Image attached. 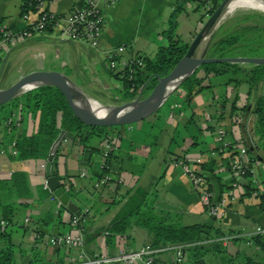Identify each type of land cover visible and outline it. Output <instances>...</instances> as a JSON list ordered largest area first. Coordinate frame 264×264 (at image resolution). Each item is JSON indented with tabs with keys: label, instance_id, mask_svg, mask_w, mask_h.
Segmentation results:
<instances>
[{
	"label": "crops",
	"instance_id": "crops-1",
	"mask_svg": "<svg viewBox=\"0 0 264 264\" xmlns=\"http://www.w3.org/2000/svg\"><path fill=\"white\" fill-rule=\"evenodd\" d=\"M23 1L0 0V27L11 32H18L36 18L34 10L29 11L27 19L23 18L21 15ZM80 1L82 0H53L46 3L44 9H47L54 16H67ZM174 2L175 0H114L102 5L101 33L96 49L85 42L70 40L65 33L48 29L8 45L3 50L7 49L8 51L11 50V53H16L21 59L20 61L30 60L31 65L28 66V72L34 70L61 71L87 94L95 92V87H104L116 99L117 96L113 92V88L117 86V81L108 75L105 61L106 53L120 45L124 46V49L115 55L117 70L123 68L124 63L130 58H136V56L151 57L159 43V46L166 44V38L162 31L167 28L166 23H168V16L173 10ZM187 3L188 1H185L184 4ZM249 10L264 15L262 11ZM201 19L199 16L193 30L189 33L188 42L200 27ZM7 61H9L8 56ZM263 90L264 82L252 87L246 91V99L239 106L245 103L250 106L255 97L264 96ZM179 95L177 94V97ZM92 97L97 99L96 95ZM216 106L210 98H204L199 104H194L189 112H182V114H187L183 115L184 121L182 123L184 125L181 126L176 118L181 113V106L176 100L167 101L164 122L159 120V116L154 117L153 120L154 123L160 125L164 139L159 143L155 141L153 147L143 146L141 142L143 133L151 125L150 121L139 124L138 131H134L131 125L124 127L117 137L114 136L110 140L113 147L106 172L110 175L111 180L98 188L94 187L96 178L93 177V174L99 169V152L92 151L90 148H88V152H85L77 143L72 142V139L65 137V140L60 142L62 149L55 159V164L51 165V171L56 172L57 176L60 177L58 181L63 183L65 188L72 189L74 194L72 201L78 207L83 218L77 226H73L71 218L74 213L72 214L64 207L59 213V219L57 217L49 224L41 222L48 229V233H43L44 236L39 237L35 232L37 225H34L32 219H29L28 224H26L24 220L28 217H21L22 228L15 227L11 230L12 241L17 245L16 260L18 264L29 262L33 255H37L41 259V264L43 262H55L61 256L64 264L79 260L80 247L62 246L57 248L45 243L46 238L52 235L53 227H57L59 234L66 232L81 233L84 239L82 249L88 256L112 255L124 247L138 249L147 245V233L138 226H133L124 233L114 234L108 241L106 234L100 231V228L117 215L125 201L127 192L135 187H144L151 191L155 196V210L167 213L170 218L183 225L199 223L217 226L223 232L221 235L247 233L263 226L264 205H259L258 200L250 195H242V187H233L232 173L223 169L221 165L217 171L222 182L229 186V189L224 192L223 206H221V210L215 219L204 211L198 192L192 187L187 176L180 169L170 166V160L174 157H182L189 162L198 157L202 160L209 157L210 153L221 143L215 135V130L218 128L224 131L223 141L227 144H233L236 147L235 150L244 146L241 129L247 119L251 120V114L248 112L249 107L244 113L237 111L229 116V108L225 104L223 114L220 116ZM194 112L203 117L204 123L192 130L187 125L193 126ZM204 129L209 131L210 136L203 132ZM179 130H182V135L178 138L176 135ZM175 137L176 140H174ZM199 137H203L202 142ZM192 138L196 142L200 141V145L197 146L196 143L193 145ZM92 142L95 143L96 141L92 140ZM170 145L172 146L171 150H169ZM155 146L162 148L156 164L157 167L163 168L162 173L157 176L151 174L142 178V170L148 166L151 160L153 151L150 148H155ZM100 147L102 150L103 145ZM258 154L261 157L264 152L258 151ZM80 155H83L82 160L79 159ZM224 156L226 155L219 157ZM256 161L260 163L246 162V167L249 164V168H247L250 170V181L254 185L255 191L257 194H264V158ZM45 163L46 161L42 160L11 159L0 151V176L7 177L11 172L18 170L24 171L27 175L32 194L30 214L33 218L43 215L52 204H55L53 210L56 213L61 207L59 201L53 199L54 196L49 188L45 187V167H42V164L45 165ZM134 164H139L137 166L140 168L133 167ZM253 164H255L256 171L252 172ZM83 173L84 175H82ZM243 181L244 179H239L240 184ZM190 218H196V221L187 222ZM245 242V239L242 238L221 244V246L230 256H235L241 252L249 255L247 253L249 250L252 253L260 252L255 246ZM3 245L4 242L0 240V248ZM207 257L216 258L212 254H206L204 261L207 264H210ZM184 260L183 254L182 260L176 262L170 251L159 252L154 256V261L158 264H183Z\"/></svg>",
	"mask_w": 264,
	"mask_h": 264
},
{
	"label": "trees",
	"instance_id": "trees-1",
	"mask_svg": "<svg viewBox=\"0 0 264 264\" xmlns=\"http://www.w3.org/2000/svg\"><path fill=\"white\" fill-rule=\"evenodd\" d=\"M185 1L190 0H175L173 10L168 16V26L162 31L166 38V44L158 46L152 57L136 56L141 61L140 66L131 61L128 66L118 70L116 67L108 69V75L117 81V86L113 88V92L117 96L113 100L114 103L131 100L137 96L139 91L140 98L144 97L156 84L157 77L167 73L183 55L187 43L180 41L175 34V17L182 10ZM29 2L30 0L23 1L21 15L35 9V3L29 4ZM219 2L220 0H198V5L204 7L200 19L210 14ZM81 4L82 1L78 2L76 6ZM253 15L235 16L227 27L219 26L214 30L209 37L203 56L229 57L228 52L244 39L260 40L264 36V27L255 22L248 24L249 19L254 17ZM255 17L264 21V17L257 15ZM222 27L227 29L224 35L218 33ZM245 56L237 54L232 57ZM3 63L4 55L0 52V66ZM243 63L250 62L224 61L200 64L180 82L173 95L175 98L189 103L192 95L212 87L211 78L222 75H228L223 85L230 83L233 88H236L241 83H245L247 91L264 82V64L251 63L247 65ZM177 94H180V97H177ZM211 100L217 105L216 109L219 115L222 116L227 102L226 96L221 94L217 96L216 100L212 96ZM235 102L236 98L233 97L228 109L229 116L237 111L244 113L249 107L248 112L253 117L248 130H244L246 139L242 136L247 162L260 160L262 158L258 151L264 152V97L258 95L250 106L245 103L238 107ZM124 127L126 125L89 126L82 123L73 114L58 88L51 85H42L0 105V150L11 159L46 161L48 155L56 147L57 138L63 130L65 134L72 136V142L77 143L81 149L90 148L92 151H98L101 154L100 146L104 142L110 141L114 136L117 137ZM155 139L156 135H153L151 144L155 143ZM92 140L96 142L93 143ZM192 141L194 145L196 143L194 138H192ZM58 148L54 153L52 165L55 164ZM12 150H15V154H12ZM110 154L111 150L106 153L102 168L95 171L93 177L97 178L106 173L105 167H108ZM236 155L237 151L233 149L224 157H219L220 155L218 157H207L202 162L194 164V171L203 178L206 189L211 194L210 202L213 204L218 202L224 196V192L229 189V186L222 182L217 169L221 165L223 169L229 171L228 160ZM175 158L184 159L174 157L171 160ZM51 173L58 180L60 179L54 170ZM243 179L244 181L241 184L243 188L242 195L248 196L255 190L250 181V170L248 168L245 170ZM60 184L64 187L69 198L73 200L72 189L65 188V185L61 182ZM31 197L27 175L24 171H13L7 177L0 176V240L4 242L3 247L0 248V264H18L16 260L17 245L12 241L11 230L15 227L22 228L21 217L25 216L32 219L34 225L39 222L49 224L55 218L58 217L57 219H59V213L64 209V206L60 204L61 207L56 213L53 210L55 204H52L43 215L33 218L30 214L32 208ZM253 198L258 200L259 205H264V194L258 193ZM154 201L155 196L147 188L135 187L128 191L117 215L100 228V231L105 232L106 240H110L114 234L124 233L131 227L138 226L146 231L147 245L152 248L184 244L182 248L185 258L183 264H207L204 261L206 254L214 255L220 264H263L260 260L242 252L230 256L219 242L201 243L205 239L221 236L223 232L217 226L199 223L183 225L179 221L170 218L167 213L156 211ZM203 209L205 210V208ZM212 218L215 219V216ZM35 232L39 237L44 236L43 233L37 230ZM251 245L264 254V239L253 237ZM54 246L57 248L62 247L59 245ZM25 264H41V259L37 255H33L32 260ZM42 264H64V261L61 256L55 262H43Z\"/></svg>",
	"mask_w": 264,
	"mask_h": 264
},
{
	"label": "built area",
	"instance_id": "built-area-1",
	"mask_svg": "<svg viewBox=\"0 0 264 264\" xmlns=\"http://www.w3.org/2000/svg\"><path fill=\"white\" fill-rule=\"evenodd\" d=\"M50 1L53 0H30L29 4H31L32 2L35 3L34 11L36 14V18L33 21L29 22L20 31L11 32L3 27H0V52L8 45H12L20 40L40 33L47 28L55 29L59 32L65 33L70 40L82 41L87 43L94 49L97 48L102 25L101 6L108 4L114 0H82V4L79 6H75L67 16H54L45 11L44 5ZM245 8L256 9L250 6H247ZM28 13L29 12H26L22 15L24 19L28 18ZM123 49L124 46L120 45L106 53L105 61L108 69H112L115 67V55L121 52ZM131 61H134L139 66L141 65L140 59L133 57L124 63V67L128 66ZM250 118L251 120L253 119L252 115H250ZM251 120H246V123L243 125L244 130H248ZM215 135L217 139L221 141V143L217 148H215L213 152L210 153L209 157L227 155L230 151L236 148L233 144H227L223 141V129H216ZM112 147L113 146L111 145L110 141H106L103 143V149L100 154L99 168H102L106 153L110 151ZM237 149V155L229 158L228 164L230 168L229 171L234 177V181L232 184L233 187H242V185L239 183V179H243V175L247 168V157L244 146L238 147ZM0 151L3 152L2 150ZM12 154H15V150H12ZM202 161L203 160L199 157L193 159L191 162L181 158H175L170 161V166L172 168L180 169V171L187 176L192 187L198 192L200 202L203 208H205L204 211H206L209 216H216L220 212L225 198L222 197L215 204L210 202L211 194L209 191H207L206 184L203 178L194 171V164H198ZM42 167H45V165L42 164ZM105 168L107 169V167ZM82 175H84V173ZM110 180V175L107 172L103 173L95 179L94 187L98 188L106 184ZM44 184L45 187H48L46 180H44ZM256 194L257 192L254 190L250 193V196L253 197ZM53 199H56L58 201L55 196L53 197ZM81 219L82 214H74L71 218V224L73 226H77ZM24 221L26 224H28L29 219L25 218ZM253 237L264 239V225L259 226L247 233L224 234L218 237L205 239L201 243L219 242L223 245L227 242H231L232 240L244 238L246 241L245 243L251 244V239ZM45 243L51 246L59 245L68 247H80L81 252L78 255L79 260L72 261L68 264H135L138 262L143 264H158L154 261V256L159 252L165 251L172 252L174 260L176 262H180L183 258L182 248L184 247V244L166 245L157 248H152L149 245H145L138 249H130L124 247L122 250L112 255L88 256L82 249L84 239L81 233L73 234L71 232H66L61 235L58 234L56 236L50 235L46 238Z\"/></svg>",
	"mask_w": 264,
	"mask_h": 264
},
{
	"label": "water",
	"instance_id": "water-1",
	"mask_svg": "<svg viewBox=\"0 0 264 264\" xmlns=\"http://www.w3.org/2000/svg\"><path fill=\"white\" fill-rule=\"evenodd\" d=\"M232 0H220L218 5L210 14L205 17L200 27L186 46L185 52L164 75L157 77V82L153 88L142 98L140 91L137 96L131 100H126L114 105H102L93 98L86 95L75 85L69 77L61 71L56 70H34L16 80L8 87L0 88V105L5 104L16 96L42 85H51L60 90L67 101L73 114L84 124L89 126H119L127 125L140 121L150 114L156 112L174 93L182 80L189 76L197 66L210 62H250L253 64H264V57H204L206 45L209 40V34L215 27V21L219 19L226 10V7ZM30 88L26 89L27 86ZM170 86L169 89H167ZM92 102H96L103 111L102 115H97L93 109ZM242 136L246 139L244 129H241ZM64 136L72 139L70 134H65L62 130L57 138V145L48 155L45 163V176L49 190L55 196L60 204L67 210L79 214L78 207L69 198L64 187L60 184L57 177L51 173L52 159L60 142ZM85 152L89 149L85 148ZM83 159V155L79 156ZM85 163V161H84ZM249 168V164H247ZM37 231L47 234L46 229L41 222L37 224ZM51 234L58 235L57 227H53Z\"/></svg>",
	"mask_w": 264,
	"mask_h": 264
},
{
	"label": "rangeland",
	"instance_id": "rangeland-1",
	"mask_svg": "<svg viewBox=\"0 0 264 264\" xmlns=\"http://www.w3.org/2000/svg\"><path fill=\"white\" fill-rule=\"evenodd\" d=\"M203 12H204V7L200 4L198 5V0H190V1H188L187 4L183 5L182 10H180V12H178L176 14V17H175V21H176L175 34L177 35V37L179 38L180 41L186 42V43L188 42L189 33L193 30V26L195 25L196 21L198 20V17L200 16V14H203ZM242 14H254L253 15L254 17H251L249 19L248 24H253L255 22L258 25H260L261 27H264V21L255 17L256 15L264 17L263 14L261 15L259 13L253 12L249 9H238L237 8L231 14H229L227 17H225L219 23H217L214 28H212V30L210 31L209 37H210V35H212L214 30H216L219 26L227 27L229 22L235 16H240ZM206 16L207 15H205L204 18L201 19L202 22L205 20ZM167 26H168V23H166V27ZM225 27H222V29H220V31L218 32V33H220V35H224L226 33L227 29ZM247 41H249V42H247ZM159 45H160V43H159ZM10 51L11 50L8 51L7 49L1 51V53L4 55V63L2 66H0V86H4V87L10 86L16 80H18L21 76L25 75V73L27 74L28 66L31 65L30 60L20 61L21 59L18 58V55L16 53H11ZM8 53H9V55H8ZM237 54L246 55L245 57H264V36L260 40L255 39L254 41L249 40V39L248 40L244 39L243 41H241L239 43V45H236L234 48H232L228 52V55H230L229 57H232L233 55H237ZM153 55L151 54V57ZM7 56H8L9 61H7ZM243 64L248 65L251 63H243ZM227 77H228V75H222V76H216V77L211 78L210 82L213 84L212 87L192 95L189 103H186L183 100H179V99L175 98V96L173 94L168 97L166 102L171 100V99L176 100V102L181 106V113H180V115L176 116V118L178 119V122H180L179 124L181 126L184 125V123H182V121H184L183 115L187 114V113L182 114V112H184V111L189 112L192 109V107L194 106V104H199L200 101H203L204 98H210L211 99V97L213 96V98L216 100L217 96L223 94L224 96H226V99H227V102H226L227 108H229L230 101L232 100L233 97L236 98L235 104L237 106H239L241 102L243 103V101L246 99V96H247L245 94L247 91V85L245 83H241L237 88H233L232 84H230V83L227 85H223V82L225 81V79ZM4 87H0V88H4ZM262 92L264 93V90ZM84 93H86V92H84ZM86 95H89L90 97H92L93 95H96L97 99H95L93 97L92 98L96 102H98L99 104H102V105L118 104V103L113 102V100L115 98L113 97V95L110 92H107L106 88H104V87H95V92H90V94L86 93ZM101 102L108 103V104H103ZM166 102L156 112H154L153 114H150L146 118H144L140 121L131 123V124H127V125H131L133 127L134 131H138L139 130V127H138L139 124H142L145 121L151 122L150 127L142 135L141 142H142L143 146L144 145L149 146L151 144V142L153 141V135H156L155 141L156 142L158 141V143H159V141L164 139V135H163V132H161L160 125L158 123H154L153 120H154V117L159 116V120H161V122H164L163 120L166 119V111H167ZM239 120H240V118H239ZM192 123H193V126H190L188 124L187 125L188 128L192 129V130L194 128L197 129L198 125L201 126V124L204 123L203 117L199 116L195 113L193 115V122ZM203 132L207 136H210L209 131H207L206 129H204ZM181 135H182V130H179L177 132L176 137L179 138ZM176 137L174 140H176ZM202 139H203V137H199V140L201 142H202ZM63 140H65V139H63ZM200 141L196 142L197 146L200 145ZM196 145H195V147H196ZM153 146L154 145L151 144V146H149V147H153ZM157 146H155V148H150L151 151H153L151 154V157H150L151 160L149 161L148 166L143 168L142 173H141L142 178L146 177L147 175L154 174L155 176H157L160 173H162L161 171L163 168H161L160 166H158V167L156 166L159 155L162 152L161 151L162 148H160V147L157 148ZM61 149H62V145L59 146L58 153L61 151ZM171 149H172V146L170 145L169 150H171ZM194 149L196 150L197 148H194ZM58 153H57V156H58ZM166 153H165V155H167ZM261 158H264L263 154H261ZM254 163L257 164L260 162L255 160ZM255 164H253L252 172L256 171L255 170ZM137 165H139V164H134L133 167L140 168ZM217 216H215V217H217ZM194 221H196V218H190L189 221H187V222H194ZM247 253H249L250 256H253L257 260H260L264 264V254L262 252L252 253L249 250V251H247ZM207 260L210 264H220L218 262V260L214 257H207Z\"/></svg>",
	"mask_w": 264,
	"mask_h": 264
},
{
	"label": "bare ground",
	"instance_id": "bare-ground-1",
	"mask_svg": "<svg viewBox=\"0 0 264 264\" xmlns=\"http://www.w3.org/2000/svg\"><path fill=\"white\" fill-rule=\"evenodd\" d=\"M247 6L253 7L258 9L259 11L264 12V0H232L228 6L226 7L225 12L223 15L215 21V25L219 23L222 19L227 17L229 14H231L234 10L242 9ZM30 86H27L26 89L30 88ZM170 86L167 88L169 89ZM92 106L94 111L96 112L97 115H102L103 111L100 109V106L96 102H92Z\"/></svg>",
	"mask_w": 264,
	"mask_h": 264
}]
</instances>
